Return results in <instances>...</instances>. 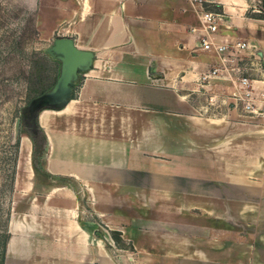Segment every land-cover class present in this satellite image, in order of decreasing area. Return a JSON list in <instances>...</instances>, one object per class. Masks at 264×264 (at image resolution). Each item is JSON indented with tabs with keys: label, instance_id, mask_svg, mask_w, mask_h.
Segmentation results:
<instances>
[{
	"label": "crops",
	"instance_id": "obj_1",
	"mask_svg": "<svg viewBox=\"0 0 264 264\" xmlns=\"http://www.w3.org/2000/svg\"><path fill=\"white\" fill-rule=\"evenodd\" d=\"M42 1L51 32L91 51L92 63L61 107L36 112L40 167L37 141L20 137L0 264H140L137 188H160L183 217L189 194L197 196L196 216L206 221L167 233L170 257L186 256L193 239L220 248L203 262L264 264V120L203 111L195 80L214 56L198 48V8L187 0ZM215 1L224 15L216 38L255 45L241 63L264 78V18L253 15L263 0ZM114 231L130 243L116 246L119 257L108 247Z\"/></svg>",
	"mask_w": 264,
	"mask_h": 264
},
{
	"label": "rangeland",
	"instance_id": "obj_2",
	"mask_svg": "<svg viewBox=\"0 0 264 264\" xmlns=\"http://www.w3.org/2000/svg\"><path fill=\"white\" fill-rule=\"evenodd\" d=\"M43 8L42 0H0V255L7 234L5 222L9 211L8 198L14 179L19 140L24 135L30 136L31 129H35V114L47 106L45 93L52 88L60 72V60L47 52L56 36L51 32L52 22L42 15ZM76 85L77 82H74L73 90ZM41 142L38 138L34 162L39 167L43 153ZM137 189L140 190L141 207L140 264H214L202 260H212L213 256L220 255V248L219 251L215 249L211 241L189 239L186 256L178 254L170 257L169 254V248L175 242L166 237L167 233L180 234L183 231L181 223L202 226L206 221L196 216L198 210L193 207L196 195L189 194V208L185 209L189 215L183 217L175 202L166 203V194L160 188ZM188 193L184 192V195ZM257 200L253 199L254 202ZM195 227L190 231L198 232L199 229ZM215 227L220 229L215 228L214 231L224 232L223 226ZM149 229L155 233L152 241L148 238ZM252 229L253 232L257 231L255 226ZM201 232L208 235L213 230L207 227L206 222ZM111 235L113 241L108 243V247L119 257L120 250L116 248L130 247V243L122 240L116 231ZM149 244L154 250L150 257L147 253ZM254 245L253 248L257 249L263 247L261 242L254 241ZM197 254L198 258L191 257Z\"/></svg>",
	"mask_w": 264,
	"mask_h": 264
},
{
	"label": "built area",
	"instance_id": "obj_3",
	"mask_svg": "<svg viewBox=\"0 0 264 264\" xmlns=\"http://www.w3.org/2000/svg\"><path fill=\"white\" fill-rule=\"evenodd\" d=\"M187 1L198 8L200 26L192 28L199 31L198 48L214 56L210 67L195 80V90L206 99L203 111L216 113L232 109L246 118L264 120V78L251 77L241 63L242 54L254 50L255 45L246 40L216 38L218 23L224 15L212 7L215 0Z\"/></svg>",
	"mask_w": 264,
	"mask_h": 264
},
{
	"label": "water",
	"instance_id": "obj_4",
	"mask_svg": "<svg viewBox=\"0 0 264 264\" xmlns=\"http://www.w3.org/2000/svg\"><path fill=\"white\" fill-rule=\"evenodd\" d=\"M47 52L61 64L59 75L52 88L45 93V98L49 103L63 104L72 95V85L78 72L90 67L93 54L78 48L69 36L55 37Z\"/></svg>",
	"mask_w": 264,
	"mask_h": 264
},
{
	"label": "trees",
	"instance_id": "obj_5",
	"mask_svg": "<svg viewBox=\"0 0 264 264\" xmlns=\"http://www.w3.org/2000/svg\"><path fill=\"white\" fill-rule=\"evenodd\" d=\"M262 8L263 9H261L259 12H256L253 15H255L257 17H260V18H264V0L262 1ZM72 95H74V91L72 92ZM46 105L47 106H45V107H57L58 108V107H61L62 103H60V104H56V103L52 104V103L47 102ZM31 135H32L33 139L36 140V141H38V138L40 140L42 139V137L41 136H38L37 132H35L32 129H31ZM5 226H6V222H5ZM6 238H7V234H6ZM6 238H5V241H4L3 245H2V250H1L0 258H2V256H3V251H4V246H5Z\"/></svg>",
	"mask_w": 264,
	"mask_h": 264
}]
</instances>
